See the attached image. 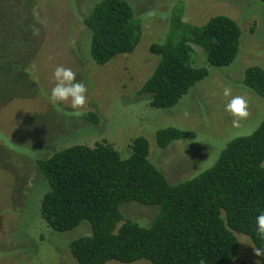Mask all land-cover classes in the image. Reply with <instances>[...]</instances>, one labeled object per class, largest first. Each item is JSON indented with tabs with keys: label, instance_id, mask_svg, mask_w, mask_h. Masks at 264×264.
I'll list each match as a JSON object with an SVG mask.
<instances>
[{
	"label": "rangeland",
	"instance_id": "obj_1",
	"mask_svg": "<svg viewBox=\"0 0 264 264\" xmlns=\"http://www.w3.org/2000/svg\"><path fill=\"white\" fill-rule=\"evenodd\" d=\"M98 1L0 0V264H76L69 244L91 234L88 221L58 232L41 218L48 184L36 168V159L71 145L104 140L125 158L132 154L133 139L144 135L150 143V160L171 183H179L211 168L231 140L253 133L264 121V97L243 85L248 67L264 68V2L182 0L184 19L191 24L204 25L219 15L236 20L242 29L241 47L233 64L217 68L195 46L208 77L177 106L156 109L150 106L151 94L138 91L159 62L150 46L163 42L181 0H128L143 20L141 42L134 53L118 55L106 65L92 58L91 33L83 22ZM4 63L21 68L20 75H12ZM57 65L71 68L87 86L88 103L81 117L63 114L72 111L68 103H50ZM226 86L249 103V116L239 126H233V117L225 111L231 98L223 95ZM89 112L98 115L99 123L87 120ZM166 127L194 130L197 137L162 149L156 132ZM121 209L126 218L144 226H150L159 212L158 206L134 201ZM238 239L232 264H260L250 238L238 234Z\"/></svg>",
	"mask_w": 264,
	"mask_h": 264
},
{
	"label": "trees",
	"instance_id": "obj_2",
	"mask_svg": "<svg viewBox=\"0 0 264 264\" xmlns=\"http://www.w3.org/2000/svg\"><path fill=\"white\" fill-rule=\"evenodd\" d=\"M184 1L176 3L163 42L151 44L150 52L159 62L138 91L151 94L150 106L156 109L177 106L208 77L195 46L217 68L233 64L240 51L242 29L236 20L219 15L204 25L191 24L184 19ZM83 22L99 65L134 53L143 36V20L128 0L98 1ZM3 65L20 75L21 68ZM243 85L264 97V68L248 67ZM85 117L99 123L94 112ZM196 137L194 130L180 127L156 132L162 149ZM131 148L132 154L124 158L104 140L71 145L35 160L48 184L40 207L48 227L66 232L84 221L91 224L90 235L69 244L76 264H232L240 247L238 234L264 249V239L256 232V216L264 212V121L253 133L231 140L211 168L179 183H171L150 160L146 136L134 138ZM130 201L159 207L150 226L125 217L121 208ZM258 259L264 264V255Z\"/></svg>",
	"mask_w": 264,
	"mask_h": 264
},
{
	"label": "clouds",
	"instance_id": "obj_3",
	"mask_svg": "<svg viewBox=\"0 0 264 264\" xmlns=\"http://www.w3.org/2000/svg\"><path fill=\"white\" fill-rule=\"evenodd\" d=\"M77 73L64 65H57L53 72L54 86L50 92V103L57 106L62 103H68L72 111H66L63 114L69 117H81L84 112L81 111L88 103L87 86L84 82L77 80ZM225 97H231L225 105V111L233 117V126H239L249 116V103L245 96L232 95L230 87L223 89ZM256 232L260 239H264V212L256 216ZM255 254L264 255V249L255 248Z\"/></svg>",
	"mask_w": 264,
	"mask_h": 264
}]
</instances>
